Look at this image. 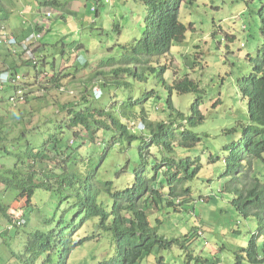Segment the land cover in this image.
I'll use <instances>...</instances> for the list:
<instances>
[{"label":"trees","instance_id":"trees-1","mask_svg":"<svg viewBox=\"0 0 264 264\" xmlns=\"http://www.w3.org/2000/svg\"><path fill=\"white\" fill-rule=\"evenodd\" d=\"M132 2L142 9L144 32L133 46L127 69L118 67L108 72L113 82H105L108 74L102 70L104 65L93 70L86 78L80 99L61 106L66 119L55 126L44 140L40 134L28 131L26 127L11 137L8 125L0 119V158L6 157L14 162L11 167L0 165V186L3 188L0 192V222H9L11 203H16L19 197H26L30 203L40 192L51 201V209L42 221L44 226L51 229L45 234L39 227L35 228L36 232L25 246L27 257L20 264L59 263L64 251L68 255L76 246L73 241L75 232L93 220L97 221V228L110 237L114 246L112 258L104 264H141L154 251L178 247L187 252L193 244L202 240V235L198 236L195 229L181 238L167 239L159 234L158 227H152L149 220L155 211L172 209L175 212L177 207L202 202L203 191L200 190L211 184V181L199 177L202 170L200 159L191 161L189 157L177 154L175 148L176 145L182 150H192L199 143V137L191 130L204 119L199 110V101L190 107V116L176 112L174 116L171 113L166 122L151 123L143 110L138 111L143 99L130 96L126 103V100L120 104L114 101L107 106L98 103L99 100L93 95L92 89L98 85V81L94 83V80L99 78H103L104 82L100 87L115 85L132 89L130 83L120 81L124 73L133 78H138L142 73L141 79H144L139 65L152 58L166 56L173 44H182L185 40L188 27L180 20L185 0ZM257 4L254 13L259 18L262 45L256 53L253 72L238 83L242 95L248 97L249 121L241 127L239 139L225 147L224 170L217 178L221 183L219 192L232 197L231 205L237 213L256 223L247 247L239 251L236 264H264V179L254 167L255 162L262 161L264 168V0H257ZM50 6L61 5L52 2ZM82 48V44H72L73 50ZM62 49L65 50L64 47ZM37 50L33 53L40 62L38 69L47 75L46 51ZM17 54L15 56L12 51L0 53V74L9 72L17 76L20 75L19 67H26L29 63L33 67L32 60L24 52ZM64 64V68H73L76 74L86 67L73 55ZM149 70L157 76L166 71L165 68L158 72L154 68ZM54 73L49 83L51 88L59 91L62 87L59 80L63 75L56 71ZM41 87L50 89L43 85ZM19 88L23 90L25 107L19 111V115L10 113L6 117L11 123L25 122L23 111L26 109L31 115L39 111L33 106L24 87ZM172 90L181 94L198 92L197 85L189 80L169 87L170 95ZM153 93H147V99ZM0 102H5V99ZM167 107L172 110L170 98ZM136 120L144 124V132L130 129ZM236 131L237 128H234L230 133ZM100 138L104 142L101 150L96 141ZM129 150H132L133 158L127 154ZM112 160L114 165L107 170V164ZM206 169L210 172L208 178L214 175L212 168ZM104 170L108 177L101 174ZM193 189L199 192V201L194 202ZM207 198L209 202L213 200L211 194ZM31 212L32 208L28 209L27 213ZM62 227L65 229L61 232ZM186 256L192 258L189 253ZM156 264L167 263L160 257Z\"/></svg>","mask_w":264,"mask_h":264},{"label":"rangeland","instance_id":"rangeland-1","mask_svg":"<svg viewBox=\"0 0 264 264\" xmlns=\"http://www.w3.org/2000/svg\"><path fill=\"white\" fill-rule=\"evenodd\" d=\"M101 4L99 17L85 10L84 14L77 17L65 15V22L57 18L54 26L51 27V33L47 36L50 39L46 40H50L53 45L45 52L48 62L46 69L48 74L54 71L61 73L63 77L69 74L59 80L65 92L51 88L47 82H44L45 77L41 84H35L36 71L30 63L26 67H19V74L28 75L30 78L29 86H24L28 98L32 100L35 108H39L35 115L24 114V118L29 116L31 120L28 131L32 130L40 134L43 140L45 136L51 134L55 126L66 119L60 110L61 106L80 99L86 78L94 68L98 69L99 65L109 68L108 64H120L122 69H127L126 64L130 62L133 46L144 32V23L141 21L142 9L134 5L132 0H111L110 4H105L102 0ZM256 4L257 0L251 2L250 0H185L180 15L181 23L188 27L184 42L173 44L166 56L152 58L139 65L144 79H141V71L138 78L129 77L124 73L120 81L130 83L132 89L115 85L100 87V96L96 100L107 106L114 101L120 104L126 100V103L130 96L143 99V105L138 111L143 110L147 121L151 123L166 122L170 119L169 115L174 116L176 112L190 116V107L197 101H199L200 113L204 117L202 123L192 129L200 139L194 149L182 150L175 145L177 154L182 157H189L191 161L200 159L202 170L199 177L201 180L211 181L209 187L203 186L200 190L203 191L202 202L177 207L175 212L172 209L155 211L149 219L152 227H158L159 234L167 239L181 238L195 229L198 236L202 235V240L193 244L187 252H183L178 247L168 251H154L141 264H156L160 257L167 264H236L240 249L247 247L256 229L253 219H244L237 213L231 205L232 197L219 192L221 183L217 179L224 170L222 168L226 156L225 147L239 139L241 127L246 126L249 121L248 97L242 95L238 83L253 72L256 53L262 45L259 18L254 13ZM1 15L2 11L0 17ZM14 18L15 15L12 19ZM92 21L96 23L93 25ZM73 43L83 45L76 54H72ZM62 44L65 45L64 51ZM70 55L74 58L78 56V61L86 66L78 71L79 74L74 73L73 68H64V63L69 61ZM149 68H154L157 72L165 68L166 71L157 76ZM134 70L136 71L135 68ZM110 71L105 69L107 74ZM109 76L110 74L106 77L108 84L113 82ZM184 80L194 82L198 92L181 94L172 90L170 95L169 87H174ZM42 84L50 89L42 90ZM6 88L0 91V101L7 100L12 94V90ZM94 90L99 92V88ZM151 91L154 92L153 96L147 99L146 94ZM93 95L98 96L94 92ZM169 98L172 110H168L167 107ZM24 107V104L14 108L6 102L0 103V119L8 125L11 137L18 135L21 130L13 126L6 117L10 113L19 115V111ZM23 112L28 113L27 109ZM37 121L38 124L34 125ZM133 124L144 126L140 120L132 122L130 129L133 132H144L134 129ZM234 128H237V131L230 133ZM96 141L99 143L98 148L103 149L104 142L101 138ZM127 154L133 158L132 150L127 151ZM120 160L123 161L122 157ZM13 163V160L6 157L0 158V165L11 167ZM113 163L114 160L107 164V170L110 165H114ZM206 167L214 171V175L209 178L207 175L210 172ZM254 167L264 179L262 161L255 162ZM101 174L108 177L105 170ZM2 189L0 186V191ZM193 191L194 202L199 201V192L197 189ZM209 194L213 197L210 202L207 198ZM27 201L26 197H19L16 203H11V208L15 210L10 211L11 215L21 216V210L29 205ZM33 203L43 211L42 214L48 209V197L42 196L41 193H38ZM36 225L37 220H33L31 226ZM96 225V220L90 221L79 231L77 239L91 237V242L72 252L67 264H102L112 257V244L107 239L110 237L97 231ZM3 226L0 225V234L4 235ZM1 241L2 237H0V245ZM19 242V240L14 242L13 248H18ZM2 251L5 252V249ZM187 253L191 254L192 258H187ZM7 258H3L1 263ZM243 264L247 263L243 262Z\"/></svg>","mask_w":264,"mask_h":264},{"label":"clouds","instance_id":"clouds-1","mask_svg":"<svg viewBox=\"0 0 264 264\" xmlns=\"http://www.w3.org/2000/svg\"><path fill=\"white\" fill-rule=\"evenodd\" d=\"M110 1L111 0H104V3L110 4ZM54 2H57L61 5L60 7L50 6V7H52L53 10L58 12V13H56V17L53 18V15H52L53 12L52 11L46 12L45 18L48 21V24L45 26V28L44 29L39 28V32L34 31L24 41H18L14 37H8L7 35L2 34V32H4V30H5V28L3 25H0V34H1L0 43L4 47H6L2 51H0V53H5L6 51H12V53L16 56V55H18L17 52H22V53L24 52V54L28 57V59L32 60L33 67L37 68V69L35 68L36 69L35 70L36 71V77H35L34 83L35 84H41L40 82H43V78L47 77L44 79V82H47V84L50 85L51 87H52V85L49 82L52 79V75H54L55 73L44 75L46 72H43V73H41V71L39 72L38 67H40V65H39L40 62H39V60H37L36 55H35V53H33V51H36V49H38L37 44L39 43V40L44 36L46 31L49 30L50 25H52V23L57 18L61 17V14H59V13H61V10L66 7L65 3L64 4L62 2L60 3V1H58V0H55ZM101 2H102V0H94L95 6L92 8V13L95 14V17H99V8L102 6ZM66 15H68V13H66ZM63 17L64 16H62V18ZM62 18H60V19H62ZM92 23H96V21H92L91 24ZM41 34H43V35H41ZM62 46L65 47L64 44H62ZM80 50L81 49L73 50V53L76 54V52H78ZM76 58L78 61L79 57L76 56ZM45 60H46V58H45ZM46 63H47V61H46ZM115 67L116 68H118V67L122 68V65L112 64V65H109V68H105V69H109V71H110V69L112 70ZM105 69H102V70L105 71ZM93 70H97V69L94 68ZM38 72L41 74L37 75ZM67 76H69V74ZM74 78H76L75 75H74ZM28 80H30L28 75L27 76H21V75H17V76L13 75L12 76L9 74V72H4V73L0 74V91H3L5 87H7L13 91V88L15 87V89H14L15 93L13 95L11 94V96L7 99L8 100L7 104H10L12 107L16 108L17 105L23 104L25 102L24 97L22 96L23 90H20L19 87H24V84H28ZM97 81H98V85L94 86L92 89V91L94 93L98 94V96L95 97V99H97L100 96V86L99 85L104 84L103 78H99L98 80H94V83H96ZM105 82H106V77H105ZM26 87H28V86H26ZM98 88H99V92L94 90V89H98ZM42 90H44V88H42ZM59 92H65L64 88L61 87L59 89ZM5 102H6V100H5ZM0 103H2V102H0ZM27 111H28V113L25 112L24 114L30 113L28 109H27ZM28 117H25V122L12 123L13 126H17L19 128V130H21V131H23L25 127L28 129L30 124H31V120ZM38 122L39 121H37L36 124ZM135 125L136 124L132 125V127H134V129H137L138 131H144L145 130V127L143 125L142 126L141 125L135 126ZM183 125H185L184 122H183ZM38 193H40V192H38ZM48 202H49L48 209L46 210V212L44 214H42L43 211H40L38 208V205H35L33 203V201H31L29 203V205L32 203V205L29 208H28L29 205H27V206H25V209L21 210L22 211L21 216L13 217V215H11V213H10V211H12L13 209L12 208L9 209V216H10L9 222H7V221L0 222V225H2V226L4 225L3 226L4 235L0 234V237H2V241H1L2 244L0 245V247L3 246L0 248V264H20L21 260L27 257V253L25 252V246H26L28 239L31 237V235L36 232V229H35L36 227H39L40 230L42 232H44L45 234H47L49 232V230L51 228H47L42 223L44 216H46L47 212L50 211V209H51V206H50L51 201L49 200V198H48ZM30 208H32V212L30 214H28L27 212H28V209H30ZM13 211H15V210H13ZM35 213H37V215H35ZM26 214L29 215L28 217H30V219H28V217L25 216ZM33 220H37L36 226H31V222ZM87 223L83 224L81 226V228H79L75 232V234L73 236V241L76 244V246L74 247V249L68 255H66V252L64 251L63 256L59 258V260H58L59 263H57V264H67L68 259H69L72 252H74L78 248H81V247L83 248L84 246H86V244L88 242L89 243L91 242V237H84L81 239H77V235H78L79 231L81 229H83V227ZM96 227H97V225H96ZM21 228H23L24 230L20 231ZM53 229H55V228H53ZM61 229H62L61 230V232H62V231H64L65 227H62ZM97 231H99L103 235V232H101L98 228H97ZM104 238H107V237H104ZM107 239H109V241L111 242L110 238H107ZM18 240L20 241L18 244V248H13L14 242H16ZM2 249H5V252H3ZM113 250H114V246L112 244V256H113ZM5 257H8V258L5 260V262L1 263L2 259ZM108 260H106V261H108ZM106 261H104V262H106ZM40 262H43V260H41ZM104 262L102 264H104ZM46 264H48V263H46Z\"/></svg>","mask_w":264,"mask_h":264},{"label":"crops","instance_id":"crops-1","mask_svg":"<svg viewBox=\"0 0 264 264\" xmlns=\"http://www.w3.org/2000/svg\"><path fill=\"white\" fill-rule=\"evenodd\" d=\"M55 0H3L0 1V11L2 15L0 17V25H3L5 30L2 34L8 37H14L18 41H24L34 31L39 32V28L44 29L48 24L45 18L46 12H53V18L56 17L57 11L50 7V3ZM60 3L66 4V7L61 10V17L63 22L66 21L65 15H72L74 17L80 16L85 13V10L92 13V8L95 6L94 0H58ZM93 1V2H91ZM91 5V6H90ZM15 15V18L12 17ZM54 26V22L50 25L49 30L46 31L44 36L39 40L37 44V51H47L53 43L47 38L51 33V27ZM60 29V27H59ZM43 35V34H41ZM52 34H50L51 36ZM1 36V34H0ZM1 41V39H0ZM0 43V51L5 49Z\"/></svg>","mask_w":264,"mask_h":264}]
</instances>
